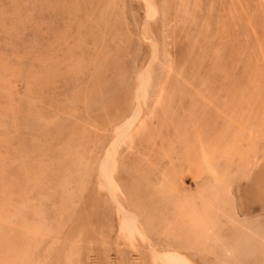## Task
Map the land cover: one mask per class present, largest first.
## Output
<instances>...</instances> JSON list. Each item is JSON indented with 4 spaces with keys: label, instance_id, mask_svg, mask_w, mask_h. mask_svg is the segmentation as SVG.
<instances>
[{
    "label": "rangeland",
    "instance_id": "obj_1",
    "mask_svg": "<svg viewBox=\"0 0 264 264\" xmlns=\"http://www.w3.org/2000/svg\"><path fill=\"white\" fill-rule=\"evenodd\" d=\"M0 264H264V0H0Z\"/></svg>",
    "mask_w": 264,
    "mask_h": 264
}]
</instances>
